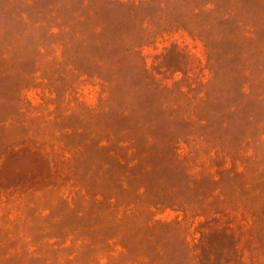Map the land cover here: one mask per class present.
Segmentation results:
<instances>
[{
  "label": "rangeland",
  "instance_id": "374dc122",
  "mask_svg": "<svg viewBox=\"0 0 264 264\" xmlns=\"http://www.w3.org/2000/svg\"><path fill=\"white\" fill-rule=\"evenodd\" d=\"M0 264H264V0H0Z\"/></svg>",
  "mask_w": 264,
  "mask_h": 264
}]
</instances>
